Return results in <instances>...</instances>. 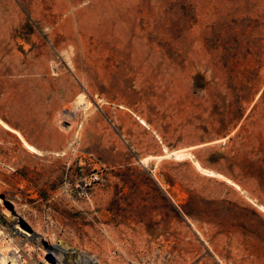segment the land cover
Wrapping results in <instances>:
<instances>
[{
    "label": "rangeland",
    "instance_id": "1",
    "mask_svg": "<svg viewBox=\"0 0 264 264\" xmlns=\"http://www.w3.org/2000/svg\"><path fill=\"white\" fill-rule=\"evenodd\" d=\"M0 118L43 152L0 124L4 251L21 217L101 264H264V0H0Z\"/></svg>",
    "mask_w": 264,
    "mask_h": 264
},
{
    "label": "built area",
    "instance_id": "2",
    "mask_svg": "<svg viewBox=\"0 0 264 264\" xmlns=\"http://www.w3.org/2000/svg\"><path fill=\"white\" fill-rule=\"evenodd\" d=\"M88 190L89 188H79V196L87 197ZM52 221L53 217L50 213V209H47L46 213L43 215V223L46 227H49ZM4 222H8V220L0 214V229H5ZM6 231H8L7 238L9 239L12 237H20L22 240H29L30 238L25 230L17 229L12 225ZM74 250H76L77 254L71 252H57L50 247H38V253H36L19 247L14 256L18 264H101L95 256L86 254L77 249Z\"/></svg>",
    "mask_w": 264,
    "mask_h": 264
},
{
    "label": "crops",
    "instance_id": "3",
    "mask_svg": "<svg viewBox=\"0 0 264 264\" xmlns=\"http://www.w3.org/2000/svg\"><path fill=\"white\" fill-rule=\"evenodd\" d=\"M80 97H83V96H80ZM80 97L78 99V103L82 104L79 101ZM85 103L86 102H84V104ZM0 120H1L0 124L3 126V128H5L7 131L15 134L22 141L23 146L28 151V153L32 154V157H34V158H36L37 156H38L37 158L43 157V155L37 154V152L33 150L32 147H34V148H36V147L32 143H29L17 129L12 128L10 125L6 124V122H4L2 119H0ZM0 136H1L0 137L1 141L7 140V141L11 142L10 137H8L6 135L4 136L3 134ZM164 151H165V149H164ZM170 152L184 153V152H189V151H188V149H181V150L170 151ZM165 154H166V151H165ZM52 155H53V163H54V160H55L54 156L57 154L53 153ZM164 157H165V155H162V156H159L156 158L158 161H160V160L166 159ZM146 160L148 162L149 158H146ZM175 160H177V159H175ZM177 161H184V160H177ZM53 166H54V164H53ZM204 175L212 177V176L207 175V174H204ZM59 191H60V188H21L20 192H21V194H23V197H24V203L22 204V210H23V213L25 214V218L27 219V217H28L29 220L36 221L37 223H39V225L41 227H44L42 224V221H41L42 217L46 213L47 209H50L52 215L54 214V210H53L54 207L50 203H51V201L55 200V197L57 196ZM85 202H86V205H90L92 203L91 197H89L87 200H85ZM73 204L75 206H79L82 203L78 204L77 202H74ZM57 225L58 224H57L56 220H53L52 224L48 228V230L57 227Z\"/></svg>",
    "mask_w": 264,
    "mask_h": 264
},
{
    "label": "bare ground",
    "instance_id": "4",
    "mask_svg": "<svg viewBox=\"0 0 264 264\" xmlns=\"http://www.w3.org/2000/svg\"><path fill=\"white\" fill-rule=\"evenodd\" d=\"M1 119V118H0ZM56 120V119H55ZM1 121V120H0ZM144 122V121H143ZM5 124V123H4ZM7 124V123H6ZM5 124V125H6ZM66 132V130H65ZM64 132V133H65ZM32 147V146H31ZM34 151L37 152V154L43 155V152L32 147ZM166 154L165 157L167 158H174L177 160H185L187 158H192V154L189 152H184V153H180V152H170L165 148ZM61 153V152H60ZM197 161V160H196ZM201 164V163H200ZM198 162H195L196 168L201 171L204 174L210 175L212 177H218V178H223L225 179L229 184L234 185L235 187H237L238 189H240L238 185H236L234 182H232L231 180L225 178L223 175L216 173L212 170H208L203 168ZM255 202V201H254ZM261 209H264L262 206H259ZM259 208V209H260ZM8 215L11 219H13L14 215L16 216L17 213L13 212L10 214L8 212ZM17 229H21L20 226L16 227ZM22 230V229H21ZM4 234V233H3ZM28 235L32 236L33 239L35 240V243L37 244V246H43V247H50L53 250H56L57 252H71L73 254H76V252H72V250H74L75 248H70V247H66V246H62L60 244H53L52 241L50 239H48V237L44 236V235H40L39 233L33 232V233H28ZM39 236V237H38ZM2 235L0 233V239H1ZM6 238V237H5ZM7 242V246L9 247V252L4 251L1 247H0V264H18L15 260V252L18 251V248H15V243L14 241H12L11 239H9ZM6 246V245H5ZM7 247V249H8ZM29 251V250H28Z\"/></svg>",
    "mask_w": 264,
    "mask_h": 264
},
{
    "label": "water",
    "instance_id": "5",
    "mask_svg": "<svg viewBox=\"0 0 264 264\" xmlns=\"http://www.w3.org/2000/svg\"><path fill=\"white\" fill-rule=\"evenodd\" d=\"M7 204H8V206H9L10 209H14V205H13L11 202L8 201ZM19 221H20V223H21V225H22L23 227H25V228L31 230V232H34V231L32 230V228L28 225V223H27L23 218L20 217V218H19Z\"/></svg>",
    "mask_w": 264,
    "mask_h": 264
}]
</instances>
